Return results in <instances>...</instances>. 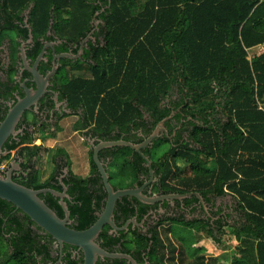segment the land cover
<instances>
[{
  "label": "trees",
  "instance_id": "1",
  "mask_svg": "<svg viewBox=\"0 0 264 264\" xmlns=\"http://www.w3.org/2000/svg\"><path fill=\"white\" fill-rule=\"evenodd\" d=\"M29 5L28 23L37 34L42 35L51 20L71 42L89 34L93 21L99 20L94 37L101 35V40L90 42L86 51L90 61L71 63L65 86L70 105H82L86 120L76 122L72 130L92 125L93 136L141 140L131 131V125L142 126L141 109L152 119L150 129L174 112L164 127L170 134L176 126L173 121L181 123L175 131L176 145L163 137L147 152L156 162L161 187L172 193L197 192L204 201L230 194L245 223L229 226L222 218L214 224L202 219L167 223L182 222L190 234V229L204 232L216 242L223 228H230L237 241L233 264H264V52H250L264 44V0H0V12L13 15ZM2 29L0 38L11 30L7 17ZM25 150L39 162L47 147ZM132 152L128 147L113 149L121 173L125 168L121 163ZM52 178L40 181L32 169L26 181L15 182L42 189ZM66 182L72 184L70 196L77 194L75 202H68L72 213L80 216L73 229H86L97 219L92 207L102 209L105 201L95 189L91 205L88 180L69 176ZM40 197L63 216L55 199ZM5 204L11 205L0 199V205ZM152 233L151 247L160 254L161 264L168 259L171 264H188L204 251L192 250L180 238V249L171 243L165 247L157 229ZM198 233L196 241L202 238Z\"/></svg>",
  "mask_w": 264,
  "mask_h": 264
},
{
  "label": "flooded vegetation",
  "instance_id": "2",
  "mask_svg": "<svg viewBox=\"0 0 264 264\" xmlns=\"http://www.w3.org/2000/svg\"><path fill=\"white\" fill-rule=\"evenodd\" d=\"M30 8H32V5L21 10L18 9L17 15L15 12L13 15L0 12V37L3 33L2 26L6 17L10 19L11 27L6 36L0 38V124L8 111L14 108L19 100L26 97V90H36L38 84L42 85L45 83L43 85L45 91L42 95L36 97L34 104H31L29 108L23 111L15 126L17 133L10 135L4 142L3 151L5 154L0 156L3 159L0 164L2 166L0 175H3L10 167L9 163L15 160L19 168L12 170V179L14 181H26L32 169L38 172L40 181H47L53 176L49 182L50 187L47 186L42 189L55 190L66 194V197L62 200L69 211L67 222L73 228V226H78L80 216L72 213L68 207V202H75L74 199L77 194L70 196L68 191L72 184H67L66 179L72 176L88 180L86 186H88V193L91 197V205L96 201L95 189L99 195L101 194L102 201H106V190L101 174L92 160L89 140L116 141L119 139L124 140V137L109 140L93 136L92 125L76 130L77 135L83 136L88 144V155L86 158L88 171L85 176L74 174L70 170L68 154L62 147H54L50 158L51 167L49 174L41 179L37 157L28 155L25 148L41 145L42 141L38 143V138L34 137L35 132H44L48 128L49 131L59 130L62 128L61 121L67 117L74 116L77 118L71 125L72 129L76 122L80 124L86 123L83 115V106L74 107V105H70L69 95H65L67 92L65 86L69 83L68 78L73 71L70 69L71 65H73L71 63H83L82 61L84 60L90 61L87 59L89 55H86V51L90 42L95 44L101 40V35L94 37L95 32L99 30L98 19L93 21V29H91L90 33L75 42H71L69 38L59 34L58 30L53 27V21H51L50 26L48 22V27L44 33L39 35L28 23ZM97 16L98 13L96 14ZM20 18H23L22 22ZM23 29L25 31H22ZM79 50H82V52L77 58L70 59L62 56L63 54L76 55ZM22 52L25 55L27 65L21 56ZM34 64H36L35 73L37 77L29 70L34 67ZM59 71L64 72V76L59 75ZM74 74L76 75L77 73ZM159 105L161 106V101ZM141 111L142 114L138 121L142 126L133 128L131 125L132 134L134 133L137 137H141V140L136 139V137L130 139V142L135 144L144 141L158 124L150 129L152 119L144 109H141ZM173 124L176 126L170 134L168 132H159L160 136L151 145L141 150L144 155L149 157L152 174L150 167L135 151L127 155L125 163H121L125 167L122 173L121 169L115 166V158L112 156L115 146L102 148L99 151L100 155L102 153L99 159L108 174V181L115 190L141 188L142 194L146 196L185 194L172 193L161 187V176L157 172L156 162L147 154V152L152 151L155 143L163 137L167 138L169 144L176 145L174 142L175 131H179L181 123L173 121ZM180 134L183 135L182 139L187 140L185 132ZM30 137L34 139L29 140ZM64 141L65 139L61 142ZM10 146L14 147L8 149ZM58 149H62L64 153L57 152ZM94 178H98V183H90ZM42 194L50 195L60 207L59 198L49 192H43ZM190 197L192 196L183 199L159 200L152 204L142 203L131 196L121 197L113 210L112 220L116 228L104 225L96 241L105 251L125 255L131 259L99 257L95 264H161L160 254L156 253L154 246L151 247L150 238L154 229L159 232L160 226L172 219L187 222L202 219L205 222L214 224L218 219L222 218L224 224L229 222L228 218L231 213L217 203L219 198L207 201L202 198L204 202V205H202L197 199L192 200ZM104 205L102 209L92 207L93 213L97 215V218L102 212ZM72 207L74 208V206ZM236 211L238 212V208ZM61 212L63 213L62 209ZM63 217L64 213L60 218ZM138 237H145L148 240L140 243L137 239ZM160 251L158 250V252ZM0 264H83V253L75 246L63 244L61 247L51 236L28 219L22 211L15 208L12 204L9 206L5 204L0 205Z\"/></svg>",
  "mask_w": 264,
  "mask_h": 264
},
{
  "label": "water",
  "instance_id": "3",
  "mask_svg": "<svg viewBox=\"0 0 264 264\" xmlns=\"http://www.w3.org/2000/svg\"><path fill=\"white\" fill-rule=\"evenodd\" d=\"M51 25V20L49 21V26ZM82 50L76 55L63 54L62 56L73 59L77 58L80 55ZM22 58L25 61V55L22 52ZM26 64V61H25ZM27 65V64H26ZM35 66L32 69H29L31 73L36 76ZM37 77V76H36ZM35 77V78H36ZM36 80V79H35ZM38 82V81H37ZM45 83L38 84L37 89L33 91L26 90V97L22 100H19L17 104L8 111L3 122L0 124V156L4 155L3 144L10 135H15V126L22 115L23 111L31 104H34L35 99L38 95L44 93ZM172 112L169 116L162 119L158 122L157 127L153 132L139 144H135L126 140H116V141H97L90 139L89 143L92 151V160L101 174V179L106 190V201L102 212L95 222L83 230H76L69 226L67 222L69 218V211L63 198L66 197V194L57 192L55 190H44V189H33L22 184L15 182L12 179V170L18 169V164L15 163V160H12L9 163V168L5 171L3 175H0V199L5 200L15 208L22 211L29 219L34 222L42 231L51 236L61 247L63 244L71 245L77 247L83 253V264H95L97 258H128L125 255L113 254L105 251L97 243V238L99 233L102 231L104 225H108L111 228H116L112 218L113 210L116 205V202L123 196H131L136 198L138 201L145 204H152L156 201H161L165 199H183L189 196H195L197 200L204 205L201 195L197 192H190L185 194H171L168 196H146L142 194V189H118L115 190L108 181V174L105 171V167L99 159V151L102 148L109 147H128L132 151L137 152L143 160L147 163V166L150 167L149 157L144 155L141 150H143L148 145H151L152 142L159 137L160 133H167V130L164 127V123L167 119L171 117ZM162 135V134H161ZM152 174V170H151ZM66 188V187H65ZM64 188V189H65ZM43 192H49L55 197L59 198V205L63 210L64 217L60 218L54 210H52L45 201L40 197Z\"/></svg>",
  "mask_w": 264,
  "mask_h": 264
},
{
  "label": "rangeland",
  "instance_id": "4",
  "mask_svg": "<svg viewBox=\"0 0 264 264\" xmlns=\"http://www.w3.org/2000/svg\"><path fill=\"white\" fill-rule=\"evenodd\" d=\"M251 54L257 52V48H253L251 51ZM77 118L74 116L67 117L66 119L62 120V128L59 130H54V131H49V128L46 129L44 132H35V138H38V141H42V145L47 147V152L42 155V159H40V162H38V167L39 171L41 172V179L45 178L47 174H49L50 170V158H51V153L54 147H62L63 150L68 153L70 159L69 163L72 161V156L75 158L76 156L80 159L79 163H81V158H87V152H88V144L86 143L84 137L81 139L80 135L77 134H72V124ZM49 142L46 145V141ZM65 139L64 142H61L62 140ZM57 140L59 141L57 143ZM37 141V142H38ZM56 145V146H53ZM166 147V145L164 146ZM14 152V151H13ZM76 157V158H77ZM73 160L71 164V168L73 169V173L77 174L78 169L75 166V163ZM85 163V161H84ZM82 170L79 169V172ZM82 174V177H84V174ZM39 174H38V179H39ZM218 204L220 206L225 207L228 209V211L231 213L230 217L228 218L229 222L227 223L229 226H232L236 224L237 227L241 226L242 223H245L243 215L239 212L236 211L238 206H237V201L234 200V198L230 195L227 194L223 198H219ZM223 232L221 233V236L219 237V242L214 241L211 237L205 236L204 232H196V230L192 229L190 232L193 234L189 233V230L186 229V226L182 224V222H172L169 223V228H168V223H164V225L160 226L159 233L160 236L162 237V241L164 243V246L167 247L169 243L173 244L177 249L181 248L180 241L177 239H185L186 244L188 247H191L192 250L195 247H201L204 251L200 252V255L197 256V258H192L188 264L190 263H195V260L198 259L199 262L203 260V264H213L215 261L210 263V259H216V261H221L225 264H233L232 262V255L234 253V246L237 243V241L234 239L232 236V231L230 228L224 227ZM194 233H198L199 235L202 236V238L199 241H196V237ZM174 237H173V236ZM199 253V252H198ZM177 255H179L178 250H177ZM200 256V257H199ZM182 257L186 259V255L182 253ZM167 264H171L170 259L166 260ZM174 262V261H173ZM197 262L196 264H199ZM222 263V264H223ZM177 264H184L180 263L179 261Z\"/></svg>",
  "mask_w": 264,
  "mask_h": 264
},
{
  "label": "crops",
  "instance_id": "5",
  "mask_svg": "<svg viewBox=\"0 0 264 264\" xmlns=\"http://www.w3.org/2000/svg\"><path fill=\"white\" fill-rule=\"evenodd\" d=\"M255 49V48H254ZM256 53H258V52H256ZM72 134H77V132H76V130H73L72 131ZM81 137V136H80ZM83 138V136L81 137V139ZM38 143H41L40 142V140L38 141ZM42 145V144H41ZM53 146H55V145H53ZM166 148V147H165ZM68 154V153H67ZM69 156V155H68ZM77 157V156H76ZM73 158V156H72V161L73 160H76V161H74V163H75V166L77 167V169H78V172H77V175H82L81 173H83L84 174V176H85V174L87 173V171H88V167H87V159H86V157L85 158H81V163H79V158L77 157V158ZM68 159H70V157L68 158ZM72 161L70 162V170L73 172V169L71 168V164H72ZM84 161H85V163H84ZM40 162V161H39ZM39 164H41V162L39 163ZM79 169H81L82 171L81 172H79ZM75 174V173H74Z\"/></svg>",
  "mask_w": 264,
  "mask_h": 264
},
{
  "label": "built area",
  "instance_id": "6",
  "mask_svg": "<svg viewBox=\"0 0 264 264\" xmlns=\"http://www.w3.org/2000/svg\"><path fill=\"white\" fill-rule=\"evenodd\" d=\"M255 48H257L258 53L264 52V44H260V45L256 46ZM1 168H2V166H0V170H1Z\"/></svg>",
  "mask_w": 264,
  "mask_h": 264
},
{
  "label": "bare ground",
  "instance_id": "7",
  "mask_svg": "<svg viewBox=\"0 0 264 264\" xmlns=\"http://www.w3.org/2000/svg\"><path fill=\"white\" fill-rule=\"evenodd\" d=\"M19 238V237H18ZM19 241V240H18Z\"/></svg>",
  "mask_w": 264,
  "mask_h": 264
}]
</instances>
